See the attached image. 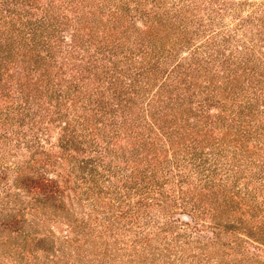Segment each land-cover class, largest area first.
Wrapping results in <instances>:
<instances>
[{"label": "trees", "instance_id": "1", "mask_svg": "<svg viewBox=\"0 0 264 264\" xmlns=\"http://www.w3.org/2000/svg\"><path fill=\"white\" fill-rule=\"evenodd\" d=\"M228 12L240 22L224 24ZM205 32L208 50L180 57ZM171 114L224 138L185 146L161 126ZM240 136L264 146V0H0V264L102 257L86 203L97 207L103 193L120 207L108 219L130 264H211L226 225L214 216L220 229L202 243L188 207L205 192L228 193L226 206L231 195L257 201L264 158L253 173L248 157L229 155ZM252 178L260 184L249 188ZM178 223L200 237L175 232ZM240 228L264 241L263 227ZM229 246L232 257L261 262L240 242Z\"/></svg>", "mask_w": 264, "mask_h": 264}, {"label": "rangeland", "instance_id": "2", "mask_svg": "<svg viewBox=\"0 0 264 264\" xmlns=\"http://www.w3.org/2000/svg\"><path fill=\"white\" fill-rule=\"evenodd\" d=\"M240 1H245V0H240ZM246 1H250L253 3H258L261 2L263 0H246ZM206 4V8H207V3ZM245 10H249L248 7H246L243 11ZM247 13V11L245 12V14ZM204 15V14H203ZM242 15L239 16H232L231 12L227 13V16H225L224 19V24L228 25L229 27L233 26L236 23L240 22V17ZM216 20H219L218 18ZM140 26L144 25L142 20H139ZM145 26H142V28H144ZM215 30L219 29V25L214 28ZM163 32V29L159 30V33ZM133 34V33H132ZM208 32L204 33V36H199V37H194L192 40L191 45L189 46V48H184L183 51L181 52V56L180 57H185L184 55L188 54L186 57H190V51L191 50H195L198 48H202V51H206L208 50V48H206V46H204L205 42V37L208 35ZM117 35L118 37L125 39L126 35H128V33H124L123 30H118L117 31ZM138 36V35H136ZM118 37H116L114 35V39L116 40H120ZM191 47H193V49H191ZM217 51V50H216ZM226 52H229V50H226ZM221 67V66H220ZM194 74L196 73V71L193 72ZM205 78H200L199 81H203ZM155 87L153 88L152 92L150 93V95L153 93ZM147 100V99H146ZM144 101V100H143ZM142 101V102H143ZM141 102V103H142ZM140 105V104H139ZM216 110V109H214ZM216 112V111H215ZM177 114H171L170 116L166 117V116H160V118L162 119L161 121V126H163V128L165 129V131L167 132H176L172 135V137H176V135H180V140L181 143L183 145H194V144H209L212 143L214 145H216L215 143L219 141V139H222V137L224 138V135L222 133V131L220 129H214L212 131H208L205 128H203L202 130H198V129H192V128H188L186 130V122L183 121L184 117H179L176 119L171 120L170 117H175ZM173 121V122H171ZM195 122V120H190V123L193 124ZM52 136L53 142H56V138L58 137V128L54 129L52 131ZM240 140L238 141H233L230 144H228V149H227V153L229 155H237L238 157H248V159H246L245 161L247 162V170L248 172H253L252 170L258 171V169L260 168L261 165V160L260 158H264V146L261 147L259 145L255 146L254 141H251L250 144L249 142H246V140H244V138H242V136H240L239 138ZM138 142L140 140H142V138H138L137 139ZM124 142V141H121ZM246 143L248 146L247 148H242V146H244V143ZM203 143V144H202ZM26 155H28V152L25 151V155H20L18 157H16L14 159V162L22 160L26 157ZM119 160H123V157L121 155H119ZM120 163V162H119ZM145 163H141L140 166H144ZM256 173V172H253ZM260 176V175H259ZM2 177H5L4 174H2ZM252 182H249V188L252 187V184H260V180H258V178H252ZM264 182V178L261 179ZM245 181L243 180L241 182V184H245ZM106 185V184H105ZM240 185V183H239ZM215 191V189H214ZM206 194L201 195L204 199L202 201L198 200V204L196 205V208H192V207H188L189 210H194V213L196 215V218L198 220L199 224H195V226H197V228L199 230V233L202 236H205L207 239L206 240H202V243H206L208 241L209 238H215L216 237V233H218L220 228H216L215 224H214V216L216 217V215H219L220 218L217 219L218 222L219 220L225 224L226 226L223 227V230L220 234V238L217 241L218 242V247H220V253L218 254H212V257L214 256V258L210 261V263L212 264H220V254H224V259L223 262H230V259L232 261H235V264H249V260H246L244 258H240V256L234 258L232 256H234L235 253H232V249L229 246V243H232L233 241L236 242H240L242 244V248L241 250H245L244 247H246V249L252 251V252H257L260 255V260L261 262L259 264H264V241L262 240H256L253 238H250L248 236L249 234V230H243L240 228V226L248 227L251 228L252 230H258L260 228H264V187H262V189L258 190L257 192V201L255 202L254 200H252L250 197H247V202L239 199L241 197H236L234 198L233 195H231V200H228L227 202L231 203L232 206H226L225 203V199L228 196V193L224 192V195L222 194H217L216 192H211L212 194H210V192H205ZM215 194V195H214ZM97 195L95 194V197ZM107 196V197H105ZM200 196V197H201ZM108 198V199H107ZM102 200H97V202L99 203V205H97V207H95L93 204H91V202H87V210L88 211H92L93 210V217L95 218L94 220V225L93 227L96 229V233H98V237L96 239V242L98 243L99 246H101L102 248V253L101 254L102 257H97L94 256L92 257L89 261L88 264H99L98 259L97 258H101L104 259L105 262L104 264H130V256L128 254L123 255L122 253H118V249L119 247H121V241L119 239H117L115 236L112 235L111 233V228H112V223L109 222V217L113 216L114 213L116 212L117 214V210L120 209L119 205L116 204V202H112L109 198L108 194L103 193V195L101 196ZM227 200V199H226ZM101 202V203H100ZM148 210V209H147ZM182 209H180V206H172L170 208V213L172 212H176V211H180ZM157 212L159 213V215L162 216V214H160V212L157 210ZM168 215L169 219L171 220L172 215ZM193 213V214H194ZM222 216V218H221ZM174 218H181V222L179 223H184V222H191L192 224H194V220L191 216L189 215H184V214H174ZM176 224V228H175V232L180 231L182 233H189L191 234L192 238H194L193 240H196L200 237V235L198 234V232L193 233V230L191 227H189L187 224L181 225V224ZM237 225L238 226H232L231 225ZM97 225V226H96ZM54 226L57 230L58 226L61 227H65L66 228V224L64 225V223L57 225L56 223H54ZM60 230V229H59ZM216 231L214 233V231ZM191 232V233H190ZM215 234V235H214ZM172 235V234H171ZM239 235V237H238ZM172 237V236H170ZM201 240V239H199ZM226 243V244H225ZM118 248V249H116ZM229 253L228 255L225 253ZM188 261H190V258H187L184 262H187L185 264H188ZM192 264H196V262H189ZM225 264V263H224Z\"/></svg>", "mask_w": 264, "mask_h": 264}]
</instances>
